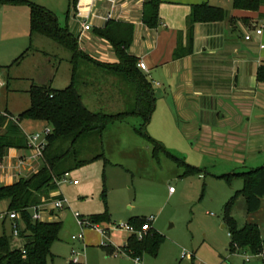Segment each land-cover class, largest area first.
<instances>
[{"label":"crops","instance_id":"0c3cea01","mask_svg":"<svg viewBox=\"0 0 264 264\" xmlns=\"http://www.w3.org/2000/svg\"><path fill=\"white\" fill-rule=\"evenodd\" d=\"M30 1L55 12L59 22V14L65 13V24H60L72 32L84 52L103 63L115 64L119 58L113 43L99 35L97 30L109 23L133 27L132 42L127 51L146 63L148 70L140 69L152 82L157 99L148 131L168 149L180 156L197 157L198 161L201 160L197 164L206 168L224 166V171H231L228 175H233L240 168L252 169L264 165V82L257 77L259 67L264 65V5L254 11L235 8L234 0H229L227 4H217L212 0H161L160 22L151 28L143 22V9L147 0H74L73 4V0ZM204 2L225 10L226 18L196 23L192 53L175 58L174 52L178 45L181 43L186 46L187 43V19L192 6ZM24 6L4 4L0 9L5 8L4 12L11 11L14 16H19L20 13L25 15V9H21ZM108 16L109 19H106ZM85 24H89L90 29L84 30ZM256 27L263 29L262 34L258 35L254 31ZM249 32L253 35L252 39L246 40L245 35ZM35 38L43 42L37 34L30 40ZM39 49L53 56L43 50L45 48ZM70 64L69 70L73 71L71 61ZM82 65L103 68L82 61L79 73ZM109 72L128 84L122 76ZM52 75L49 69L44 82L38 84L32 80L25 91H29L34 84H49L56 88ZM112 81L115 82V79ZM82 84L88 86L85 80ZM128 86L134 98L133 89ZM127 97L126 92L122 101L128 104L131 100L127 102L126 99L131 98ZM109 98H116L117 104L121 101L117 93ZM0 111L13 114L8 106L0 108ZM24 122L29 126L41 124L39 121H23L22 128L26 134ZM139 125L132 124L130 117L111 123L103 132L106 156L110 157V151L114 149L122 152L128 148L140 150L150 147L153 150V144L135 132V127ZM99 161L103 162V166L106 165L103 160H98L83 167ZM44 165L45 159L38 156L35 150L10 148L0 165V185L27 178ZM69 181L72 183L71 179ZM55 194L64 195L60 190V181L50 196ZM0 204L4 205L3 210H8L7 200L0 201ZM93 214L96 213L89 216ZM6 222L2 223L5 231ZM9 234L14 247L25 245V238L15 240L12 233ZM74 241L84 242L85 237ZM51 258H54V254ZM84 259L79 258L78 263L85 264ZM71 262L73 259L66 264Z\"/></svg>","mask_w":264,"mask_h":264},{"label":"rangeland","instance_id":"374dc122","mask_svg":"<svg viewBox=\"0 0 264 264\" xmlns=\"http://www.w3.org/2000/svg\"><path fill=\"white\" fill-rule=\"evenodd\" d=\"M228 1L212 0L217 4H227ZM4 9H0V80L3 82L0 85V108L8 106L14 115H19L31 104L30 94L25 91L30 81L41 84L46 80L49 69L55 77L56 88L63 89L70 84L71 52L40 34L37 35L43 42L38 38L30 40L28 6L21 8L26 13H20L19 16H14L11 11L4 12ZM65 15L59 14L62 25L65 24ZM29 46L31 49L20 63H13ZM42 47L53 56L42 52L39 49ZM84 80L88 86L82 84ZM79 90L89 108L95 111L112 113L130 109L134 100L128 84L108 70L93 65H82ZM126 92L127 98H131L126 99L127 102L131 100L128 104L122 101ZM116 93L121 100L118 104L116 98L114 101L109 98ZM130 121L139 125L141 119L131 116ZM24 125L28 134L42 131L48 126L42 123L29 126L26 122ZM93 154L90 152L83 156L90 157ZM107 157L112 163L105 166L99 161L73 169L69 179H78L79 184L69 180L60 181V190L69 200L70 206L46 216L49 221H61L63 224L59 239L52 245L54 261L50 257L47 264H66L69 260L81 257L85 258V264H134L133 258L123 252L107 254L104 244L107 242L115 251H121L129 233L112 230L106 237L94 227L82 228L75 215L78 211L88 217L89 214L103 212L106 205L111 221L100 223L102 228L128 222L131 218L154 217L153 227L162 235L163 243L157 256L149 253L142 256L143 264H264V199L260 209L248 212L247 200L240 195L231 212L240 227L247 223L258 225L262 239L260 256L246 249L231 251L225 207L232 196L243 189L241 177L234 176L227 180L222 176L231 171H224V166L206 168L197 164L201 160L192 156L183 158L192 165L202 167L204 171L186 175L185 169L163 152L154 156L150 147L140 150L128 148L122 152L114 149ZM250 169L240 168L236 172ZM104 188L107 189L106 201L102 199ZM3 209L4 205L0 204V210ZM2 223L0 220V235L4 232ZM6 232L12 233L10 220L6 222ZM81 232L84 233L85 241L73 242L72 236ZM247 257L250 261L246 260Z\"/></svg>","mask_w":264,"mask_h":264},{"label":"trees","instance_id":"16d2710c","mask_svg":"<svg viewBox=\"0 0 264 264\" xmlns=\"http://www.w3.org/2000/svg\"><path fill=\"white\" fill-rule=\"evenodd\" d=\"M75 1H72V4ZM161 0H147L143 9V22L151 28L160 22L159 6ZM4 4L26 5L30 9V36L43 35L64 46L71 52L73 64L71 83L56 89L51 85L34 84L29 89L30 106L19 115L8 111L0 112V165L10 148L26 149L27 134L22 128L25 120L39 121L52 128L46 136V146L43 152L45 165L36 173L18 181L0 185V201L9 202V211H19L25 222L21 229V236L26 239L23 248L12 245V237L5 230L0 235V264H47L52 254V245L59 239L62 229L61 221H35L31 218L28 208L51 199L50 193L58 188V181L66 172L80 168L98 160L110 163L106 156L103 132L116 121L127 120L131 116L141 119V124L135 127V132L153 144V154L158 156L163 152L179 166L185 169L184 174H194L204 171L203 168L188 163L182 156L168 149L163 142L154 138L148 131L149 123L156 109V95L152 82L138 66V58L128 53L127 48L132 42L133 27L131 25L107 24L98 29V34L108 38L114 45L119 62L115 64L103 63L95 60L84 52L77 38L59 22L58 15L52 10L30 0H0ZM234 7L245 10H259L264 0H234ZM226 18V12L220 7L208 2L192 6L187 19V43H180L174 52L175 58L192 53L194 40V26L198 22L220 21ZM31 46L27 48L13 63L19 64L26 56ZM82 61L92 62L124 78L134 92L132 107L116 113L93 111L83 101L79 91V67ZM258 80L264 82V65L257 74ZM62 142L63 145H57ZM95 153L84 157L85 153ZM239 176L244 181V187L237 191L225 207V219L229 226L231 237V251L246 249L253 254L262 252V239L257 224L247 223L240 227L231 212L238 196L243 195L247 200L248 212L260 209L264 199V165L233 175L224 174L222 177L230 180ZM45 198L42 201V198ZM102 199H107V189L104 188ZM106 203V202H105ZM92 222H110L111 217L106 209L101 213L88 216ZM146 219L131 218L129 223L140 228ZM163 243L162 235L153 227L143 238L135 234L128 236L125 244L120 248L131 255L143 256L149 253L157 256ZM108 254L115 252V248L105 245ZM70 264H83L71 262Z\"/></svg>","mask_w":264,"mask_h":264},{"label":"built area","instance_id":"2783aa9c","mask_svg":"<svg viewBox=\"0 0 264 264\" xmlns=\"http://www.w3.org/2000/svg\"><path fill=\"white\" fill-rule=\"evenodd\" d=\"M110 2H114V0H108ZM109 19V16L106 18ZM90 25L89 24H85L84 25V30H88L90 29ZM255 32L260 35L263 32L262 28H257L255 29ZM252 33H247L245 35V39L246 40H251L252 39ZM138 66L143 69V70H148V67L146 65V63L144 61H139L138 62ZM0 85H3V82L0 80ZM3 114H6L4 112H1ZM52 132V128L50 126H45L43 128L42 131H37V132H32L30 134L27 133V144H28V148L29 149H33L37 152V155L43 158V152L45 150V146H46V136L49 135ZM71 176V172H66L62 178L59 181H67L69 180V177ZM58 181V182H59ZM72 183L74 184H78L79 180L78 179H74L72 180ZM171 191H173V188L171 187L170 189ZM69 200L62 194H55L53 196H51V199L49 201H45L42 202L38 205H34L28 208L29 212L31 213V218L35 221H46V216L51 215V213H54L55 210H60V209H64L65 207H69ZM75 215L79 221V224L81 225V227L83 228L84 226H91L96 228L97 230L100 231V233H102V235L108 237L109 232H111L112 230H120V231H125L127 233L131 234H135L137 235V237L139 238H143L144 235L150 231L153 228V222H154V217H150L148 219H146L145 223L140 227L137 228L135 227L133 224L129 223V222H119V223H114L112 227H105L102 228L100 226L99 222H92L90 221V219L88 217H85L84 215H82L81 213H79L78 211L75 212ZM0 220H2L3 222L10 220L12 222L11 226H12V236L13 238H15V240L21 239V229L24 228L25 226V222L24 219L22 217L21 212L13 210V211H9V210H2L0 211ZM73 240H80V239H84V233L81 232L79 235L76 236H72ZM105 245H107V242L104 243ZM19 248H23L24 251V245L22 247ZM239 250V249H238ZM120 252L125 253L126 255H128L129 257L133 258L134 260V264H143L142 262V256L140 255H131L127 252L124 251H115V254H119ZM187 255V254H185ZM260 256V255H258ZM250 258L247 257L246 260L248 261ZM74 262H78L77 258L73 259Z\"/></svg>","mask_w":264,"mask_h":264}]
</instances>
